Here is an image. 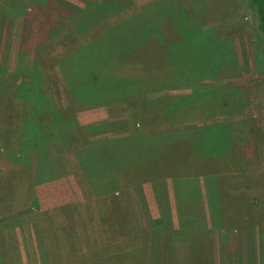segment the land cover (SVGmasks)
I'll list each match as a JSON object with an SVG mask.
<instances>
[{
    "label": "rangeland",
    "instance_id": "1",
    "mask_svg": "<svg viewBox=\"0 0 264 264\" xmlns=\"http://www.w3.org/2000/svg\"><path fill=\"white\" fill-rule=\"evenodd\" d=\"M116 1L126 0H0V151L10 149V143L20 138L14 131L12 138L7 139L6 135L15 128L8 131L4 126L10 119L14 120L11 98L25 83L49 99L56 113L50 107L46 114L23 116L36 118L40 131L50 137V151L55 150V145L61 149L60 163L53 160L55 152L50 153L51 161L47 163L50 172L45 174L35 172L33 155L27 163L20 161L19 164L26 163L31 168L19 170L23 174L18 179H14L16 167L1 160L0 264H129L127 257L116 256L121 254L116 250L94 263L93 227L89 225L85 231V226L69 217L66 207L41 209L36 188L59 178H71V182H81V188L78 187L85 192L87 185L90 188L89 181L78 167L72 150L81 148L88 140L132 139L138 135L170 137L163 145L142 148V155H146L138 158L142 165L139 176L156 171L163 175L190 171L191 175L203 176L209 182V196L213 182L215 191L210 208L213 212L221 209L231 227L237 230L232 245L221 248L220 264H264V187L254 200L242 192L249 179L248 172L264 181V60L246 0H200L199 10L189 14L190 24L199 26V33L183 41L173 40L174 48L182 52L205 43L206 49L199 52L205 59L198 64L180 65L172 73L164 65L139 67L136 74L143 71L142 76L147 78L172 77L159 90L147 94L148 100H163L171 95L174 98L160 101L152 112L145 110L146 123L140 121L136 110V104L142 99L138 102L131 91L120 88L123 84L136 83L132 77L109 87L104 81L94 93L93 84L68 82L65 72L59 68L72 50L103 36L110 22L120 23L145 4L163 0H131L129 8L119 10L112 7ZM178 3L186 8L192 4L191 0L168 2L175 6ZM77 18L82 25L78 34L71 26V21ZM217 41L221 43L220 53L225 60L214 68L204 62L208 61L206 55L213 52L210 45H216ZM105 89L107 94L110 90L108 95H104ZM93 93L94 102H78L80 96L87 100ZM166 108L171 113L163 114ZM161 110L162 115H170L165 122ZM79 125L90 128L80 130ZM184 134L188 137L179 139ZM55 163L60 166L59 171L58 167L55 171ZM111 177L108 174L101 182L94 180L96 196L103 195L101 183L107 182L105 190L109 187L112 190ZM134 181L120 178L116 191ZM31 184L35 186L33 192ZM50 199L52 203L53 198ZM248 228L254 229L258 238L256 257L249 255L243 237ZM103 232L106 234V230ZM67 241L72 243L70 248L64 247L68 246ZM77 242L80 249L87 250L86 255L77 253ZM60 245L70 256H63Z\"/></svg>",
    "mask_w": 264,
    "mask_h": 264
},
{
    "label": "trees",
    "instance_id": "2",
    "mask_svg": "<svg viewBox=\"0 0 264 264\" xmlns=\"http://www.w3.org/2000/svg\"><path fill=\"white\" fill-rule=\"evenodd\" d=\"M169 1L171 0L145 4L141 9L136 10L120 23L110 22L109 26L105 28L103 36L99 35L94 41L88 42L83 47L85 50L78 48V50L75 49L68 53L59 66L60 70L65 72L68 77L67 81L77 83L84 81L93 84L95 93L97 91V85L104 83V81H107L108 84L106 85L109 87L121 83L119 81L125 77H132L136 83L125 86L123 84L120 88L121 90L123 88L126 92L131 91L138 102L139 99H142L141 103L136 104V110L139 113L140 121L146 123L143 119L145 110L152 112L160 101L163 102L174 98L171 95L163 100H148L147 94L159 90L162 87L161 85L165 83V80H168L167 78L172 80V77L159 76L147 78L142 76L143 71L136 74L139 67L149 68L153 64H157L158 66L164 65L172 73L174 70H179L178 67L180 65L188 66L187 64L192 63L196 65L202 59H205L199 56V52L202 49H206L205 43L204 46L200 45L179 52L174 48L173 41L179 42L190 39L199 33L200 27L191 25L188 18L192 11L199 10L201 5L200 0H191V8H186L179 3L176 6L168 4ZM246 2L252 15L253 28L257 35L261 55L264 60V0H246ZM130 4L131 0L116 1L112 3V7L115 10L126 9L130 7ZM79 20L80 18L71 21V26L77 29L76 34L82 28ZM94 24L98 23L95 22ZM51 25L55 26L56 23H51ZM210 47L213 49V52L211 55H206L208 61L206 62L205 60L204 63H210L214 68H217L225 60L222 57L223 53H220L221 43L217 41L216 45H210ZM87 53H91V55ZM116 74L122 75L119 76ZM108 91L110 93V90ZM80 93L82 94V92ZM94 93L87 100L81 99L80 96L78 102L84 103V101L88 102V100L91 101L88 103L94 102ZM108 94L105 89L104 95ZM85 95L86 93L82 96ZM182 97H176V99ZM11 99V103H13L15 108V116L13 121L10 119V123L5 124L4 129L10 131L12 128H15L11 133L6 135L7 139L12 138L14 131L16 132L14 135L19 134L20 138L18 141L15 138L10 143V149L0 151V163L2 164L1 160L4 159L6 163H11V167L12 165L16 167L15 169L17 171L15 170L14 179H18L19 175L23 174V171L20 172L19 170L29 171L31 168L26 163L29 156L33 155L35 157V172H43L41 174H45L49 170L47 163L51 161L48 159L50 153L55 152L53 160L57 159L60 163L59 157H61V149L55 145V150L50 151L48 149V146H50V137L40 131L39 126L35 123V117L28 119L23 114L33 116H36V113L46 114L47 111H50L51 103L37 88L27 83L19 87L15 96ZM150 106L152 108H149ZM52 109V113H56L54 108ZM165 113H171V109L166 108L163 111V114ZM55 116H58V114H55ZM161 116L164 118L163 122H165L170 115H162L161 110ZM52 119L57 120L56 117H52ZM57 126H60L59 122H57ZM78 128L88 131L90 126L79 125ZM57 130L60 133V130ZM187 137L188 135L184 134L179 139ZM131 138L88 140L85 141V144L81 148L76 147L72 150L78 167L89 181V186L93 191L95 190L94 180L101 182L108 174L109 176H113L111 177L113 179L111 182L113 188L111 190L109 187L108 190H105L107 182L101 183L103 194L115 191L119 187L120 178H131L136 181L140 177L143 178L145 173L139 176V166L141 163L138 161V158L146 155L145 153L144 156L142 155V148L163 145L169 140L166 139L170 137L168 135H162L147 138L138 135ZM127 141L133 142L131 144H125ZM23 160L26 163L23 162L24 165L19 164ZM11 167L9 168L11 169ZM53 167L55 171H57V167L58 171L60 169V166L56 163Z\"/></svg>",
    "mask_w": 264,
    "mask_h": 264
},
{
    "label": "crops",
    "instance_id": "3",
    "mask_svg": "<svg viewBox=\"0 0 264 264\" xmlns=\"http://www.w3.org/2000/svg\"><path fill=\"white\" fill-rule=\"evenodd\" d=\"M249 139L252 140L251 136ZM247 177L242 192L254 200L259 197L264 181L254 177L252 172H248ZM70 179L59 178L38 185L39 205L44 210L66 207L69 217L85 226V231L89 225L93 227L94 263L116 250L121 253L116 256L127 257L129 264H220L221 248L231 246L236 236L237 230L231 227L226 214L221 209L214 213L210 208L215 191L211 179L209 196V182L203 176L191 175L190 171L174 175L156 171L102 196H96L88 185L84 192L80 189L81 182ZM32 186L31 191H34L35 186ZM248 210L251 212V207ZM243 237L249 255L256 257L255 230L248 228ZM67 245L64 247L70 248L72 243L67 241ZM75 245L79 255L87 254L78 242ZM64 247L60 245L63 256H70Z\"/></svg>",
    "mask_w": 264,
    "mask_h": 264
}]
</instances>
